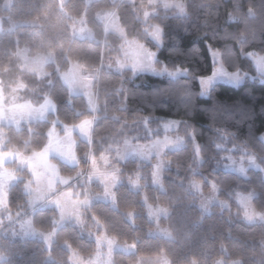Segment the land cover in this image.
I'll list each match as a JSON object with an SVG mask.
<instances>
[{"label":"trees","instance_id":"16d2710c","mask_svg":"<svg viewBox=\"0 0 264 264\" xmlns=\"http://www.w3.org/2000/svg\"><path fill=\"white\" fill-rule=\"evenodd\" d=\"M7 1L0 0L2 89L8 94L21 82L24 101L39 106L48 97L56 105V111L44 120L20 129L3 126L8 149L31 155L44 149L54 123L60 129L94 119L91 141L77 140V166L56 161L60 173L72 177L87 167L90 152L99 159L127 139L149 143L163 136L162 125L169 119L180 122L184 143L165 153L161 188L153 183V162L136 158L115 162L118 184L113 202L93 201L83 214V225L65 223L57 229L49 249L38 240L3 239L2 264H70L68 248L89 259L96 252L89 235L93 232L134 246L130 254L115 252L114 264H137L143 257L158 256L169 264H264V222H246L237 201L239 193L253 195V207L264 211V171L248 169L240 176L223 168L224 155L242 148L264 168V81L256 77L257 70L247 56L264 57V0H168L183 2L185 15L159 7L148 22L138 11L146 0H67L62 6L59 0H10L5 8ZM111 9L116 10L128 39L156 52L157 66L181 68L187 76L170 79L109 68L106 63L119 54L121 40L113 33L104 34L98 14ZM81 18L93 31V39L73 37L72 22ZM12 22L21 25L12 30ZM151 24L162 30L160 46L148 36L146 28ZM23 47L29 56L53 53L54 62L45 66L48 76L39 78L22 70L17 51ZM211 51L220 54L230 72L255 78L246 77L236 87L216 84L202 97L199 79L213 72ZM71 63L98 73L95 113L59 77ZM17 174L20 179L7 192L9 213L18 221L31 217L39 230H54L58 210L46 207L30 214L25 185L31 175L26 169ZM193 182L200 183L204 193L213 184L227 207L213 205L205 212ZM147 206L162 207L168 215L156 224ZM157 227L169 237L158 235Z\"/></svg>","mask_w":264,"mask_h":264},{"label":"rangeland","instance_id":"374dc122","mask_svg":"<svg viewBox=\"0 0 264 264\" xmlns=\"http://www.w3.org/2000/svg\"><path fill=\"white\" fill-rule=\"evenodd\" d=\"M67 0H59L64 5ZM88 2L92 0H87ZM120 2L134 0H118ZM144 6H139L140 18L148 22L149 18L157 12L159 7L172 11L176 15L184 16V3L168 0H146ZM10 0L5 4L9 8ZM99 21L103 24L104 34L113 33L121 40L119 54L109 59L106 65L117 71L131 70L134 75L150 74L170 79H177L187 76V70L177 68L171 70L164 65L157 66V54L143 44L128 39L121 27L116 10H104L98 14ZM20 22H12L13 30ZM73 37L78 39H93V31L86 25L85 19H74L71 25ZM2 31L0 18V32ZM148 36L158 46L161 45L162 30L151 24L146 28ZM257 70V78L264 81V57L256 53L247 55ZM17 57L20 59L23 71L36 74L39 78L42 75L48 76L45 66L54 62L53 53H40L35 57H29L25 47L18 49ZM213 61V72L210 76L199 79L201 96L206 98L210 89L216 84H225L236 87L246 77H251L242 72H230L225 68L217 51H211ZM21 66V68H22ZM59 77L67 86L72 95H82L88 104L89 110L97 111L96 93L94 82L98 77L96 72H88L78 63H71L69 70L60 72ZM24 84L21 82L12 88L8 96L5 95L0 84V244L6 238H20L23 240L33 239L41 241L49 249L53 243L58 228L65 223L73 222L76 225H83V214L93 201L114 200V189L118 184V169L115 162H122L128 158H136L144 162H153L154 173L153 183L161 188V179L166 164L163 157L166 152L178 149L183 145V138L179 135L180 122L169 119L162 125L163 136L153 139L149 143L135 142L134 139H127L123 143L113 147L99 159L94 158L90 152L87 157V167L75 176H65L60 173L57 160L74 167L78 164L76 153L77 140L91 141L94 119H86L78 125H61L57 128L53 124L48 132V142L43 150L25 155L16 148H7L4 138L3 126H13L20 129L21 125L46 119L48 113L56 111V105L51 98H48L42 106H34L26 102L20 96ZM264 141V134L261 136ZM230 151L225 154L223 168L232 171L240 176H245L248 169L262 170L258 159L246 148ZM26 169L31 179L25 185L28 206L31 213L46 207H55L59 212L57 227L52 231H42L32 225L31 217L22 220L14 219L7 209V192L9 188L19 179L17 171ZM93 185L99 186L101 192H95ZM70 187H73L71 189ZM70 188V189H69ZM134 188L138 189L135 182ZM192 188L199 195L201 208L208 212L213 205L227 207L218 199V190L210 184V190L204 193L202 185L192 183ZM253 195L239 193L237 201L242 209L243 219L248 223L264 222V211H257L252 205ZM150 218L156 224L160 218L167 217L168 212L162 207L147 206ZM98 225L97 222H95ZM158 226V225H157ZM156 233L169 237V233L157 227ZM96 243V252L89 258H83L75 251H70V264H114L113 254L122 252L130 254L134 252L133 245H124L116 239L108 237L104 232L89 234ZM5 257L0 252V264ZM137 264H169L165 257H143ZM216 264H223L218 262Z\"/></svg>","mask_w":264,"mask_h":264},{"label":"crops","instance_id":"0c3cea01","mask_svg":"<svg viewBox=\"0 0 264 264\" xmlns=\"http://www.w3.org/2000/svg\"><path fill=\"white\" fill-rule=\"evenodd\" d=\"M29 57H31V56H29ZM32 57H35V56H32ZM21 66H22V63H21ZM22 69H23V66H22ZM24 71H25V70H24ZM27 71L29 72V70H27ZM35 75H36V74H35ZM45 77H46V75H42L40 78H45ZM19 83H20V82H19ZM19 83H18V84H19ZM18 84H17V85H18ZM17 85H16V86H17ZM14 87H15V86H14ZM12 88H13V87H12ZM12 88H11V90H12ZM24 89H25V86H24L23 90H24ZM23 90H22V91H23ZM22 91H21V92H22ZM10 92H11V91H10ZM10 92H9V93H10ZM9 93H8V94H5V95L8 96ZM20 96H21V93H20ZM21 97H22V96H21ZM47 99H48V97H46V98L44 99L43 103H45V102L47 101ZM26 102H27V101H26ZM29 103H30V102H29ZM43 103H42V104H43ZM30 104H32V103H30ZM42 104H41L40 106H42ZM32 105H34V104H32ZM34 106H35V105H34ZM53 112H55V111H52V110H51L49 113H53ZM49 113H48V114H49ZM36 122H37V121H36ZM30 123H35V121H34V122L32 121V122H30ZM30 123H28V124H30ZM54 124L57 125V123H54ZM24 125H27V124H23V125H21V127L24 126Z\"/></svg>","mask_w":264,"mask_h":264},{"label":"clouds","instance_id":"9594fccd","mask_svg":"<svg viewBox=\"0 0 264 264\" xmlns=\"http://www.w3.org/2000/svg\"><path fill=\"white\" fill-rule=\"evenodd\" d=\"M247 55L252 56V53H248Z\"/></svg>","mask_w":264,"mask_h":264}]
</instances>
